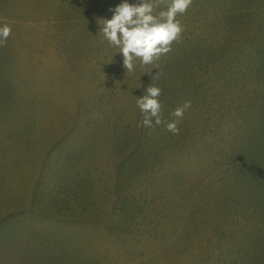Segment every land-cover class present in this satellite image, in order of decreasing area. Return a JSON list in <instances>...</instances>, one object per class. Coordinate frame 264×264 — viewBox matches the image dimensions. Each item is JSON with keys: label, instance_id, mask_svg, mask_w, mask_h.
<instances>
[{"label": "rangeland", "instance_id": "obj_1", "mask_svg": "<svg viewBox=\"0 0 264 264\" xmlns=\"http://www.w3.org/2000/svg\"><path fill=\"white\" fill-rule=\"evenodd\" d=\"M122 2L0 0V264H264V0H194L158 79L99 34Z\"/></svg>", "mask_w": 264, "mask_h": 264}, {"label": "clouds", "instance_id": "obj_2", "mask_svg": "<svg viewBox=\"0 0 264 264\" xmlns=\"http://www.w3.org/2000/svg\"><path fill=\"white\" fill-rule=\"evenodd\" d=\"M194 0H138L129 3L124 0L116 6L111 19L99 20L100 33L103 40L112 47L118 48L123 55V66L127 74L136 70V61L141 66H152L145 73L151 75L153 69L158 72L152 79L160 75L159 61L173 50V44L181 42L184 26L178 16L184 15L192 7ZM163 6L164 10L156 14L157 9ZM8 24L0 26V47L6 46L11 35ZM144 73V74H145ZM143 74V75H144ZM162 89L150 85L142 98L136 99L137 107L143 117L144 127L152 129L164 124L166 130L178 135V125L183 120L185 111L191 107V102H185L176 108L172 116L176 119L167 122L161 113L163 105L159 99Z\"/></svg>", "mask_w": 264, "mask_h": 264}]
</instances>
